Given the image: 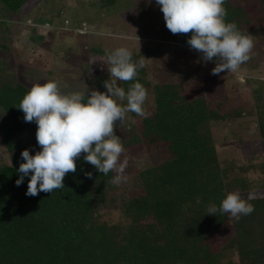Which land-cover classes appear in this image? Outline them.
<instances>
[{"label":"trees","instance_id":"trees-1","mask_svg":"<svg viewBox=\"0 0 264 264\" xmlns=\"http://www.w3.org/2000/svg\"><path fill=\"white\" fill-rule=\"evenodd\" d=\"M27 1L0 0L2 18L15 16ZM224 7L226 22H235L253 39L264 38V0H226ZM190 35L176 34V43L190 48ZM134 82L146 88L142 70L134 81H122V88L127 92ZM253 83L263 157L258 167L264 176V84ZM189 86L155 84L152 112L122 133L124 148L161 144L167 154L138 172V194L120 201V219L112 222L100 210L114 188L115 172L103 175L84 153L75 160L76 171L65 176L64 188L28 196L31 173L16 185L21 152L27 149L16 135L34 131L36 123L25 122L18 108L28 90L0 85V133L10 155L9 164L0 166V264H232L233 256L237 264H264V193L250 192L245 179L228 178L242 169L220 165L209 129L212 122L240 113L222 112L221 101L209 110L204 96L182 92ZM235 190L245 199L251 196L250 215L238 222L219 212L207 215L210 204L219 208ZM226 222L230 233L211 249L208 238Z\"/></svg>","mask_w":264,"mask_h":264},{"label":"rangeland","instance_id":"rangeland-1","mask_svg":"<svg viewBox=\"0 0 264 264\" xmlns=\"http://www.w3.org/2000/svg\"><path fill=\"white\" fill-rule=\"evenodd\" d=\"M1 13L0 9V85H19L29 91L33 83L55 80L64 93L84 91L85 85L106 92L104 81L110 78L107 54L126 47L134 62H143L137 76L142 70L146 115L153 110L152 88L162 83H187L189 89L184 87L182 92L204 96L209 110L214 111L221 101L222 112L240 113L232 120L210 124L217 159L222 167L233 164L242 169L229 173L228 178L245 179L250 192L264 193V176L258 167L263 157L252 98L253 82L264 84V38L253 39L250 59L237 71L217 76L211 74L215 59L204 62L201 53L176 43V34L166 28L155 0H28L15 16L2 18ZM121 83L118 81L122 87ZM120 103L126 105L127 101ZM2 115L0 107V119ZM142 117L126 113L123 122L114 125L115 134L121 138L128 125L137 124ZM36 129L37 125L32 132L16 135L30 155L41 150ZM124 149L121 160H128L123 173L128 179L114 185L100 210L102 217L112 222L120 219V201L138 194V172L167 154L161 144ZM9 162L0 133V166ZM230 231L226 222L214 232L208 238L211 249H216ZM231 262L237 264L234 256Z\"/></svg>","mask_w":264,"mask_h":264},{"label":"clouds","instance_id":"clouds-1","mask_svg":"<svg viewBox=\"0 0 264 264\" xmlns=\"http://www.w3.org/2000/svg\"><path fill=\"white\" fill-rule=\"evenodd\" d=\"M163 13L166 28L172 34L191 33L187 44L201 53L204 62L215 59L212 75L235 72L250 59L254 47L253 36L243 33L235 22H226V0H155ZM138 39V37H137ZM145 59V58H144ZM110 78L104 81L106 92L88 89L64 93L55 80L33 83L23 96L19 109L24 121L35 122L36 141L40 151L30 155L21 152L24 163L19 165V186L31 173L28 196L40 192L52 193L64 188L63 180L76 171L75 160L84 153V160L103 175L115 172L112 183L119 185L128 178L123 175L128 166L121 155L125 149L114 132V125L122 123L126 113L145 116L147 89L139 82L131 84L127 92L118 81H134L143 62H134L132 52L118 47L107 54ZM88 93V95H86ZM127 101L126 105L120 103ZM88 178L92 173H85ZM239 190L222 199L219 208L210 204L207 215L227 214L238 222L255 209Z\"/></svg>","mask_w":264,"mask_h":264}]
</instances>
